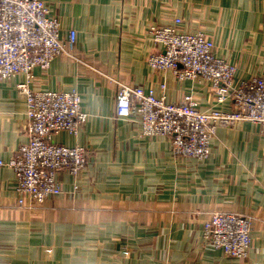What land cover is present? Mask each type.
Returning <instances> with one entry per match:
<instances>
[{
	"label": "crops",
	"instance_id": "obj_1",
	"mask_svg": "<svg viewBox=\"0 0 264 264\" xmlns=\"http://www.w3.org/2000/svg\"><path fill=\"white\" fill-rule=\"evenodd\" d=\"M43 1L63 32L76 31L74 57L35 67L30 87L78 91L87 120L76 135L59 132L53 141L89 148L91 161L77 182L57 174L59 195L23 206L13 171L0 166V264H264V132L257 124L218 128L209 158L196 163L173 156L167 138L140 136L135 120L113 117L116 81L168 101L190 94L200 106L214 102L207 82L148 64L161 49L150 26L175 17L182 29L213 39L215 54L235 66V80L264 75V0ZM23 80L0 79L3 160L27 139L26 102L16 89ZM214 211L252 218L245 257L202 240Z\"/></svg>",
	"mask_w": 264,
	"mask_h": 264
},
{
	"label": "built area",
	"instance_id": "obj_2",
	"mask_svg": "<svg viewBox=\"0 0 264 264\" xmlns=\"http://www.w3.org/2000/svg\"><path fill=\"white\" fill-rule=\"evenodd\" d=\"M181 23L175 17L172 24L150 26L148 32L161 49L149 54L148 64L157 71L171 70L180 80L207 82L214 102L200 106L190 94L168 101L153 89L116 81L113 117L135 120L142 137L167 138L173 156L203 163L218 128L248 121L264 132V75L235 80V66L215 54L213 39L201 30L186 31ZM75 42L76 31L63 32L43 0H0V79L24 76L16 89L26 102L27 139L7 160L0 159V166L14 173L18 206L62 193L59 172L74 182L88 172L89 148L53 141L59 132L76 135L87 120L78 91L30 87L33 69L48 68L62 54L74 57ZM225 103L228 108L221 106ZM252 226L250 216L214 211L203 222L201 237L212 248L243 258L251 247Z\"/></svg>",
	"mask_w": 264,
	"mask_h": 264
}]
</instances>
